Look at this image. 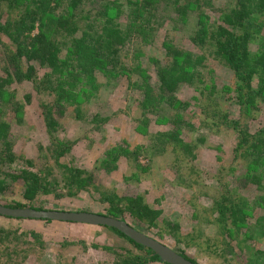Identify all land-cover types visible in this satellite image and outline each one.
<instances>
[{
    "label": "trees",
    "instance_id": "obj_1",
    "mask_svg": "<svg viewBox=\"0 0 264 264\" xmlns=\"http://www.w3.org/2000/svg\"><path fill=\"white\" fill-rule=\"evenodd\" d=\"M217 1L0 0V163L15 161L14 126H23L26 109L35 98L43 122L52 133H59L60 122L67 119V113H75L81 121L88 117L90 123L96 125L93 130L99 131L102 124L111 120L108 115L101 117L99 109L108 103L110 93L123 77L128 78L139 100L143 97L141 110L148 111L160 104L179 109L181 114L173 123L175 127L162 134L161 139L163 143L170 140L180 146L188 158L195 159V152L200 145H207V139L200 136L196 143H188L179 133L182 126L194 129L191 123L194 115L188 110L191 103L180 98L183 92L192 90L195 94L191 100L199 105L200 126L214 128L218 135L227 134L236 142L231 164L218 166L219 180L213 204L219 222L227 239L233 228H248L249 215L236 204L244 201L246 190L264 192V121H258L264 115V0H220L222 5L225 3L223 10L216 6L220 4ZM167 19L173 23L171 31H181L199 52L185 50L173 39H166L162 45L166 59L157 58L151 52L153 56L148 60V70L153 69L156 76L154 86L148 70L139 71V62L130 67L121 53L135 37L137 40L152 36ZM211 61H217L234 81L224 83L214 72L209 75L206 64ZM85 100L92 103L90 114L83 112L80 101ZM223 108L229 109L230 115ZM142 119H139L140 124H146ZM50 141L47 151L58 162L73 150L74 142L69 144L58 137ZM137 153L136 149L124 148L120 158L106 153L96 165L97 171L105 177L115 170L112 165L122 157L137 162ZM27 164L31 167L33 162L28 160ZM242 165L251 173L236 174ZM62 167L69 190H89L93 174L86 176L78 168ZM58 187L59 184L46 182L29 168L0 169V205L8 208L50 211L41 206V197L53 194L59 199L70 195L58 192ZM95 187L98 191L101 188L100 185ZM98 191L102 197L101 210L91 213L127 223L129 215L137 224L148 223L149 228L161 225V211L147 205L141 196L119 198L115 193L108 195ZM18 193L20 201L3 203ZM37 202H40L39 207L34 206ZM260 203L264 204L263 196ZM168 226L174 228V236L179 233L178 225ZM257 226L264 231V214L257 217ZM99 228L105 235V243L103 246L92 244V247L113 251L120 260L117 264H167L151 249L120 231L105 226ZM249 238L252 240L251 236ZM176 252L197 263L183 250ZM217 253L229 254V251L218 249ZM257 254L264 258L263 250L256 251Z\"/></svg>",
    "mask_w": 264,
    "mask_h": 264
},
{
    "label": "rangeland",
    "instance_id": "obj_2",
    "mask_svg": "<svg viewBox=\"0 0 264 264\" xmlns=\"http://www.w3.org/2000/svg\"><path fill=\"white\" fill-rule=\"evenodd\" d=\"M217 3L216 6L223 10L225 3L222 5L220 0ZM215 18L216 14L212 15V20ZM172 26L173 23L167 19L157 27L156 32H152L154 36L137 40L135 37L132 43L122 50L123 61L130 67L139 62L141 63L139 71L148 70V60L153 56L151 52L157 58L166 59L162 47L166 39H173L175 44L185 50L199 52L180 34L181 31H171ZM211 62L206 64L209 75L214 72V75L224 83L234 81L217 61ZM148 72L155 86L156 76L153 69ZM128 81L127 77L121 78L115 90L110 93L108 103L102 105L105 109L100 107L101 117L108 115L111 120L102 124L99 131L93 130L96 125L91 124L88 117L81 121L75 113H67V119L60 122L59 133H52L43 122L38 100L35 98L33 104L26 109L23 126H14L15 161L0 163V169L8 171L29 168L40 174L46 182L59 184L58 192L70 194L59 199L53 194L41 197L40 202H43L41 206L47 210L72 213L99 212L102 197L97 193L95 186L100 185L99 193L105 192L108 195L115 193L119 198L141 196L147 205L160 210L161 225L158 227L149 228L148 223L137 224L129 215L126 216L127 221L139 232L174 251L183 250L198 264H222L223 261L226 264H264V258L260 254L255 255L258 250L264 251V231L262 227L257 226V217L264 214V204L260 203V196L264 197V192L254 189L243 192L244 201L237 202L236 206L243 208L245 214L249 215L248 228H233L228 239L213 204L219 180L218 166L231 164L234 158L235 139L227 134L218 135L214 128L209 130L200 126L198 102L191 100L195 93L192 90L188 93L183 92L180 98L191 103L188 110L190 115H194V120L191 121L194 129L179 127L181 138L188 143H196L200 136L207 139V145H200L195 152L197 157L188 158L180 146L170 143V140L163 143L164 140L161 139L162 134L175 127L173 123L181 114L179 109L172 110L167 105L160 104L148 111L141 110L140 100L142 101L143 97L139 100V96L132 91L133 88L131 89ZM22 94L20 92V95ZM80 103L84 106V113L92 112V103H87V100ZM223 110L230 115L229 109ZM141 118L147 121L146 124H140ZM258 121H264V115L260 116ZM54 137L66 140L70 142L69 144L74 142L72 152L59 159L60 162L47 151L50 140ZM123 148L136 149L137 162L122 157L112 165L115 170L111 174L101 177L103 173L98 172L96 166L99 160L106 153L121 157ZM219 157L223 159L221 162L217 160ZM28 160L33 162L31 167L27 164ZM62 166L83 170L86 176L93 174L89 190L81 192L69 190L64 183L67 176ZM246 168V165H242L236 174H250ZM230 174L232 175V172ZM20 195L18 193L16 196L8 197L3 203L18 202L21 200ZM40 202L34 206L39 207ZM169 224L178 225L177 235L174 236V228L168 226ZM29 232H35L39 237L32 236ZM0 235V264L120 262L113 251L92 247V244L103 246L105 243V235L97 226L60 222L47 224L43 221L28 222L0 217ZM81 241L84 244H81ZM113 245L114 241L111 242V246ZM218 249H225L226 252L228 250L229 254H219Z\"/></svg>",
    "mask_w": 264,
    "mask_h": 264
},
{
    "label": "water",
    "instance_id": "obj_3",
    "mask_svg": "<svg viewBox=\"0 0 264 264\" xmlns=\"http://www.w3.org/2000/svg\"><path fill=\"white\" fill-rule=\"evenodd\" d=\"M0 216L14 219L48 220L60 223H75L90 226H105L114 228L128 238L157 254L162 262L167 264H198L194 263L173 249L152 239L142 232H139L127 222L115 218L102 216L93 213L79 212H60V211H39L30 208L13 209L0 205Z\"/></svg>",
    "mask_w": 264,
    "mask_h": 264
}]
</instances>
